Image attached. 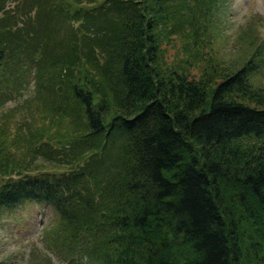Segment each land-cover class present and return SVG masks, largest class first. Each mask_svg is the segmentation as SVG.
Wrapping results in <instances>:
<instances>
[{"label":"trees","instance_id":"1","mask_svg":"<svg viewBox=\"0 0 264 264\" xmlns=\"http://www.w3.org/2000/svg\"><path fill=\"white\" fill-rule=\"evenodd\" d=\"M7 1L0 112L21 65L36 84L28 120L1 123L0 212L52 207L75 264H264V41L215 56L224 0H34L42 39Z\"/></svg>","mask_w":264,"mask_h":264},{"label":"rangeland","instance_id":"2","mask_svg":"<svg viewBox=\"0 0 264 264\" xmlns=\"http://www.w3.org/2000/svg\"><path fill=\"white\" fill-rule=\"evenodd\" d=\"M223 4L224 13L220 17L222 33L215 45L218 51L215 56L229 63H239L242 57L245 54L247 57L252 50L249 48L246 52L244 49L246 44L253 48V44L264 41V0H224ZM37 12L34 0L28 2L9 0L6 3V12L2 16L6 15L9 18L16 16L12 22H8L10 26H18V31L20 29L23 32L30 31L36 35L35 37L42 39L46 36L49 20L44 18L41 21L42 31L38 32L24 26L29 18L37 17ZM42 22H45L46 26L42 27ZM165 57L168 64L179 62L181 59L178 47H169ZM199 65L195 62L190 67L191 72L197 77L200 76L197 68ZM19 73L21 75L19 77L15 73L20 79H17L18 83L12 89L13 100L0 112V128L1 123L7 120L11 135L15 129L20 128V123L28 120L29 115L26 112L35 94V70L27 65H21ZM261 80L264 84V71ZM6 115L9 117L5 118ZM32 116H35L34 110L30 117ZM44 165L47 168L49 166L47 163ZM63 170L57 168L54 172L59 171L60 174ZM14 177H17V174ZM58 217L52 207L35 200L3 208L0 212V264H75L60 254L56 248L49 247L46 236L57 228Z\"/></svg>","mask_w":264,"mask_h":264}]
</instances>
